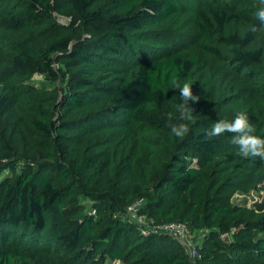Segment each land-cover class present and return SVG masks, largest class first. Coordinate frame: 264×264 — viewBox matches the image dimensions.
Segmentation results:
<instances>
[{
  "label": "trees",
  "instance_id": "obj_1",
  "mask_svg": "<svg viewBox=\"0 0 264 264\" xmlns=\"http://www.w3.org/2000/svg\"><path fill=\"white\" fill-rule=\"evenodd\" d=\"M256 3L0 0V264H264V197L233 201L264 192V161L207 136L239 112L264 133ZM48 60L64 87L32 81ZM173 77L200 97L183 139L168 126ZM137 202L207 245L192 256L144 234L122 217Z\"/></svg>",
  "mask_w": 264,
  "mask_h": 264
},
{
  "label": "clouds",
  "instance_id": "obj_2",
  "mask_svg": "<svg viewBox=\"0 0 264 264\" xmlns=\"http://www.w3.org/2000/svg\"><path fill=\"white\" fill-rule=\"evenodd\" d=\"M254 7L256 11L253 16L258 23L249 25L248 31L251 34L264 32V0H257ZM170 83L179 90L182 102L174 106L175 112L167 114L169 121H177L168 126L171 134L183 139L190 132L189 122H193L196 117L193 114L194 109L189 106V102H199L200 97L193 94V84L190 80L181 83L178 78L173 77ZM224 133L232 134L231 144L237 149V155L245 159L259 158L264 161V133L257 134L256 127L249 122L245 112H239L231 122L219 120L207 130L209 137L220 136Z\"/></svg>",
  "mask_w": 264,
  "mask_h": 264
},
{
  "label": "rangeland",
  "instance_id": "obj_3",
  "mask_svg": "<svg viewBox=\"0 0 264 264\" xmlns=\"http://www.w3.org/2000/svg\"><path fill=\"white\" fill-rule=\"evenodd\" d=\"M55 19L57 23L62 26H68L70 24V19L68 18L59 17L55 15ZM188 27H189V24H186L185 27L181 28V30L178 33L179 34L187 33L186 29ZM59 68H60V65H58L57 63H52L49 60L43 64L41 70L36 69V67H32L31 71L34 73V77L32 81L34 83L47 82L54 87L62 88L65 86V80L62 77L57 78V79H55L54 77L50 78V75H53L54 73L58 72ZM263 197H264V192L257 193L253 191L248 194L238 192L235 195L233 201L236 204H244L247 206H252L255 202H261ZM81 200L85 205H88V209L91 207L92 203L88 202L85 199H81ZM135 219L137 218L135 217ZM135 219H132V222L136 223ZM206 235H207V232H200V233H196L193 235L192 244L195 246L197 250L199 249L201 250L207 245V241H205ZM226 237H230V236L227 235Z\"/></svg>",
  "mask_w": 264,
  "mask_h": 264
},
{
  "label": "built area",
  "instance_id": "obj_4",
  "mask_svg": "<svg viewBox=\"0 0 264 264\" xmlns=\"http://www.w3.org/2000/svg\"><path fill=\"white\" fill-rule=\"evenodd\" d=\"M143 203L137 202L134 205L127 208L122 217L128 221L132 219H137L136 223L142 226L144 234L150 232L158 234H166L172 236L182 247H184L190 255H194L196 252L195 246L192 244L193 235L186 227V225L181 223H171V224H161L156 225L153 221L149 220L146 216H139V210Z\"/></svg>",
  "mask_w": 264,
  "mask_h": 264
}]
</instances>
